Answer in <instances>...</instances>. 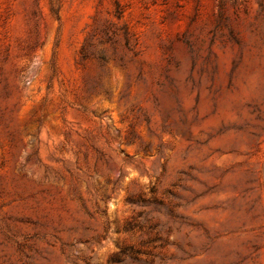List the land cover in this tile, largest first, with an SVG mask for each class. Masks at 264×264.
I'll return each instance as SVG.
<instances>
[{
  "label": "rangeland",
  "instance_id": "374dc122",
  "mask_svg": "<svg viewBox=\"0 0 264 264\" xmlns=\"http://www.w3.org/2000/svg\"><path fill=\"white\" fill-rule=\"evenodd\" d=\"M0 264H264V0H0Z\"/></svg>",
  "mask_w": 264,
  "mask_h": 264
}]
</instances>
